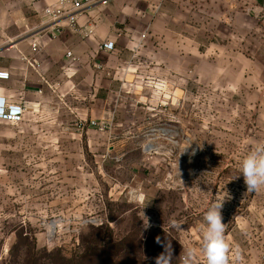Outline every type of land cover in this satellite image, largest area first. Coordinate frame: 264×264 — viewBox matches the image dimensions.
<instances>
[{"label": "rangeland", "instance_id": "1", "mask_svg": "<svg viewBox=\"0 0 264 264\" xmlns=\"http://www.w3.org/2000/svg\"><path fill=\"white\" fill-rule=\"evenodd\" d=\"M232 98L189 79L164 120L120 134L55 102L0 122V264H76L86 250L99 264H156L167 246L171 264L189 249L205 264L200 225L216 202L234 264H264V189L247 192L239 175L264 142V109Z\"/></svg>", "mask_w": 264, "mask_h": 264}, {"label": "crops", "instance_id": "2", "mask_svg": "<svg viewBox=\"0 0 264 264\" xmlns=\"http://www.w3.org/2000/svg\"><path fill=\"white\" fill-rule=\"evenodd\" d=\"M58 1L0 0V98L24 107L23 121L55 102L82 124L140 131L182 104L189 79L264 109V22L243 11L264 0H113L80 13L95 26L86 40L67 21L51 37L43 9Z\"/></svg>", "mask_w": 264, "mask_h": 264}, {"label": "clouds", "instance_id": "3", "mask_svg": "<svg viewBox=\"0 0 264 264\" xmlns=\"http://www.w3.org/2000/svg\"><path fill=\"white\" fill-rule=\"evenodd\" d=\"M239 173L243 176L247 192L264 189V142H258L246 153L240 162ZM221 208L222 202L211 204L200 225L201 252L205 264H234V261L241 259L240 250L234 249L226 239V224L222 222ZM172 223L177 226L175 221ZM157 242L159 243V238ZM195 257L196 253L189 249L181 257L180 264H195ZM156 264H171L168 246L156 258Z\"/></svg>", "mask_w": 264, "mask_h": 264}, {"label": "built area", "instance_id": "4", "mask_svg": "<svg viewBox=\"0 0 264 264\" xmlns=\"http://www.w3.org/2000/svg\"><path fill=\"white\" fill-rule=\"evenodd\" d=\"M113 0H59L57 3L48 5L43 9V14L50 23L49 29L51 30V37L56 38L61 33L60 23L67 21L69 27L83 40L91 38L95 33L94 24L90 23L86 26H81L79 23V15L83 11L94 7H104L109 5ZM231 2H237V0H231ZM245 13L251 15L255 19L264 22V7H245L243 9ZM38 44H33L34 49L38 48ZM104 50H112L113 44H105L102 46ZM67 58L72 62H76L77 59L71 52L66 54ZM10 74L6 71L0 70V81H9ZM26 109L22 106L9 105L5 99L0 98V121L11 124H18L23 121V116L26 113ZM90 127L98 128L103 131L106 129V125L90 121Z\"/></svg>", "mask_w": 264, "mask_h": 264}, {"label": "trees", "instance_id": "5", "mask_svg": "<svg viewBox=\"0 0 264 264\" xmlns=\"http://www.w3.org/2000/svg\"><path fill=\"white\" fill-rule=\"evenodd\" d=\"M100 246V244L98 245V247ZM97 251L99 252V253H102L101 252V250H100V247L99 248H97ZM90 256V254L87 252V250L75 261L76 262V264H82V263H84V262H86L87 260H88V258H94L95 260H96V263H101L102 261H103V257H102V255H96L95 256V254H93L92 255V257H89ZM155 257L157 258L158 256H156L155 255ZM74 260V259H73Z\"/></svg>", "mask_w": 264, "mask_h": 264}]
</instances>
